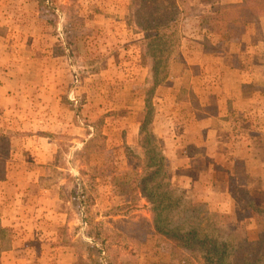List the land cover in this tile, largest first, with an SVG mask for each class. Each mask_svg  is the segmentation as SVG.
Returning <instances> with one entry per match:
<instances>
[{"label":"rangeland","instance_id":"obj_1","mask_svg":"<svg viewBox=\"0 0 264 264\" xmlns=\"http://www.w3.org/2000/svg\"><path fill=\"white\" fill-rule=\"evenodd\" d=\"M210 1L180 0L178 42L161 83L146 94L150 62L131 22L136 0H0V84L7 87L0 91V133L8 140L0 148L6 161L11 139H19L13 170L0 179H10L0 184V216L15 244L13 252L0 253V264H203L200 253L156 236L149 205L130 192L127 170L143 153V123L152 148L167 159L179 199L172 225L227 242L232 264L244 242L258 239L264 230L262 70L245 76L246 104L226 107L244 116L246 136L232 122L198 123L224 109L218 111V91L196 97L192 87L229 81L227 68L248 61L228 45L240 27L222 18L214 16V25L208 20L220 44L193 41L198 12ZM202 67L206 75L198 74ZM210 128L218 132L207 138ZM22 162L27 169L45 163L46 169L24 170Z\"/></svg>","mask_w":264,"mask_h":264},{"label":"trees","instance_id":"obj_2","mask_svg":"<svg viewBox=\"0 0 264 264\" xmlns=\"http://www.w3.org/2000/svg\"><path fill=\"white\" fill-rule=\"evenodd\" d=\"M167 1L164 6L161 0H136L138 4L131 15V22L143 35V52L150 62L151 87L146 94L152 93L161 83L162 79L159 77L168 55L178 42L180 0ZM242 11L247 17L255 18L259 11H264V0H243ZM148 103L146 100V107ZM144 127L143 123L139 133L143 153L141 158L133 157L135 162L130 164V170L127 171L132 174L130 192L140 194L149 205L154 233L159 238L172 241L184 251L200 253L203 264H232L229 262L231 255L227 242L196 230H184L180 225H172L170 215L177 208L179 199L168 179L167 159L162 152L152 148ZM4 140L5 137L0 133V143L7 145L8 140ZM128 154L131 159V153ZM6 159V151L0 148V179L3 178ZM11 247L12 239L8 236L7 229L0 224V253L10 250ZM237 257L235 264H259L261 261L264 264V230L256 241L244 242Z\"/></svg>","mask_w":264,"mask_h":264},{"label":"crops","instance_id":"obj_3","mask_svg":"<svg viewBox=\"0 0 264 264\" xmlns=\"http://www.w3.org/2000/svg\"><path fill=\"white\" fill-rule=\"evenodd\" d=\"M242 3L243 0H211L210 4L203 6V9H200L198 14L199 16L197 17V32L191 34L190 36L196 35L194 38V42L198 44H209L210 46H215L216 44H220V36H218V33L214 31V34H211V28L213 26H210V22L208 20L214 19L213 20V25L215 24V20L218 18V22H220L221 18L222 21L220 23L224 22V25L226 26H237L240 27L239 29V34L231 38L232 42L228 43L229 47L232 48L234 47L236 50L233 51L234 55L237 54V56L248 58L247 62L244 63V67H228L227 70L229 71L230 74V79L229 81H220L212 84H207V83H199L194 85L192 87V90L194 93H196V97L198 96L197 92L202 93L203 95H209L212 91H218L217 96V103L220 105L218 107V111H222V113H217L216 115H207L205 114V117L202 119L198 120V123H206L208 121H216L220 123H228L232 122L235 124L236 131H240L241 134H244L246 136L245 130L246 127L244 124L247 123L246 119L243 118L244 116H241L239 114H234L230 113L227 111L226 107L228 108V103L232 104L233 106L235 104H246V101L241 100L242 96V88H244L245 85H247L248 82H246V77H251L255 76L256 73H259L262 70L261 73V78L262 81H264V11H259L257 13V16L255 18L253 17H247L244 12L242 11ZM182 6H179V13L180 15L182 14ZM213 16V18H212ZM217 17V18H214ZM208 17V18H206ZM225 17V21L224 18ZM182 19V18H181ZM248 22V23H247ZM251 26H254L256 29H258L262 35L261 38L256 40V38H253V32L251 33V29H249ZM209 27V28H208ZM226 34L230 35L229 31L226 32ZM181 40L184 39V36L180 35ZM223 42L229 41V39H222ZM211 48V47H210ZM236 53V54H235ZM204 56H209L207 53L204 51L202 52ZM259 61V62H258ZM263 63L260 65V68L256 66L255 64ZM1 73H5L2 69H0ZM206 75L207 70L206 67H202L201 71L198 73L200 75ZM246 76V77H245ZM198 78L197 76L194 77V79ZM6 85H1L0 84V91L6 89ZM2 92H0V104L2 102ZM195 95V94H194ZM245 102V103H244ZM2 107V106H1ZM9 107V106H8ZM233 112V111H232ZM196 115L194 114L192 116V119H196ZM212 130H207V138L213 133V132H218L214 128H210ZM217 135V133H214ZM213 134V135H214ZM245 139V138H243ZM19 142V139L16 137H13L11 139L10 145H11V150L9 151V157L8 161H6L5 165V171L9 172V170H13V162L17 158V153L18 150H15L14 147L15 145ZM42 145L44 142H40ZM48 144V143H47ZM50 145V144H48ZM180 148L182 146H179ZM232 149V148H231ZM234 150V149H233ZM226 154V151L224 152ZM19 154V153H18ZM23 152H21V155ZM38 155L39 157H42L41 154H35ZM16 157V158H15ZM40 162H36V165L33 167H29L27 169L22 162L20 166L24 170H44L46 169V164H37ZM15 164V163H14ZM28 164V162H27ZM10 165V166H9ZM18 164H16V168H18ZM45 166V167H42ZM31 168V169H30ZM6 172V173H7ZM10 179H8L7 175L5 176V180L0 181V184L7 183ZM35 185L36 179L30 180V176L28 179V183ZM2 191V188L0 189V193ZM10 219H12V216H10ZM0 224L2 227H6V216H0ZM15 249V244H12V247L10 250L3 252V253H11ZM2 253V254H3Z\"/></svg>","mask_w":264,"mask_h":264}]
</instances>
